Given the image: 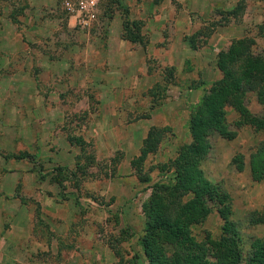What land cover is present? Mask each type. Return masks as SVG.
<instances>
[{"label":"rangeland","instance_id":"374dc122","mask_svg":"<svg viewBox=\"0 0 264 264\" xmlns=\"http://www.w3.org/2000/svg\"><path fill=\"white\" fill-rule=\"evenodd\" d=\"M150 1L101 0L95 21L88 30L83 31L65 29L68 15L62 9L63 0H54L55 7L52 11L50 9L41 10L39 19H61L63 30L66 32L65 47L69 51H80L85 47L90 52V56L94 57L95 37L103 35L113 19H118L121 22V14L123 9H126V16L129 20L141 22V33L145 40L151 34L149 31L144 33L146 30L143 25H147L148 22L149 24L150 22L161 23L160 32L163 41L156 45L167 47L166 43L183 31V28H180V31L175 29V21H182L184 15L187 14L181 9L183 5L180 4V0L179 2L178 0H165L166 7L155 10L151 9ZM152 1L156 2L157 0ZM19 13L22 16L26 14ZM216 13L214 12L213 15L212 12H208V14L197 16L190 12L187 16L196 23L205 22L208 15L212 16L215 23L226 22L222 18L220 19ZM253 32L249 31L246 34H250L247 35L250 37L252 33L255 38L256 32ZM227 40L231 41L232 37ZM48 41L50 46L52 44L51 48L54 49V52L60 50L59 38L54 35L52 40ZM261 44L256 43L254 50L264 55V47H261ZM181 46L180 42L175 45V48L179 50H176L174 55L180 54ZM196 53V59L193 60L198 67L189 70L188 66L184 64L182 69L174 74L171 84L182 85L183 90L177 89L178 91H176V89H172L173 87L170 89L168 86L162 96L163 100L160 101L159 111L147 121L134 122L136 116L148 112L144 106L140 107L138 113L136 108L117 107L118 116L124 114L126 122L119 123L118 120V123H115V129H113V124H110V120L102 122L95 117V113L102 114L103 109L92 103L96 93L90 88L83 92L68 90L63 96V100L66 102L65 107L57 108L54 112L56 114L59 109L61 113H66V117L62 121L52 122L51 126L47 125L44 120L43 107L39 110L38 106L28 104L15 107V109L9 105L5 106L3 103L5 97L2 96L3 91H0V211L4 213V215L2 213L0 215V227L2 226L0 242L10 243L13 240L20 246L27 245L26 252L29 251L30 255H34L39 260L48 259V264H66L64 257L69 256L70 258L75 255L72 250H58L56 254L52 255L44 248L52 241H55L58 246H65L66 243L73 246L80 243L86 249L91 243L98 242L109 248L107 251L101 252V261L99 259L90 261L86 251L83 253L84 255L81 253L78 262L72 264H146L139 246V237L144 223L141 204L149 194V185L139 183L127 168L128 159L134 156L132 153L135 151L137 140L134 144H128L132 147L128 151L117 149L107 153L105 150L109 144L106 140V130L110 125L112 132L120 141L118 143L124 146L131 140V137L138 133L143 134L150 124L168 128L156 153L147 157L144 162V170L147 171L150 179L149 184L152 182L167 183V177L159 174L154 167L172 159L179 147L189 143L188 116L196 98L200 95L193 89L200 88L205 92L211 82L219 78V73L210 68L213 66V53L207 54L199 50ZM144 60L146 66L150 68L149 74L153 78L150 81L152 86L154 83L160 82L161 69L171 67V62L176 63L178 58L172 60L168 53L156 55L153 52L146 53ZM202 66H204L203 69ZM200 67L202 71L199 69ZM72 77L73 74L70 73V80ZM179 82H183V84ZM184 90L192 91L186 93ZM8 93L12 95L11 92ZM40 93L44 94L43 91ZM32 95L27 92L24 96L22 92L21 97L25 100L31 98ZM84 96L87 97V106L85 104L74 105ZM245 103L250 113L261 115V107L256 103L252 94L246 95ZM91 115L92 117H90ZM235 117L236 115L227 109L226 121L229 124V129L234 130L231 123ZM132 119L133 122H130ZM36 130H39V134L49 132L48 136L51 132L53 135L56 134V131L68 136L82 134L87 138V145L83 147L80 154L77 149H73L69 151L70 154L67 157H57L47 148L36 145L37 142H45L44 139L42 141L34 139ZM262 138L263 132H254L248 127L236 130L234 139L230 141L213 136L209 139L210 149L199 164L204 177L213 183L221 184L230 196L232 219L239 225L242 262L248 251L249 238L264 239V227L250 226L247 223L248 214L260 211L264 204V179L259 183L251 182L247 169L248 155ZM102 146H106V148H102ZM35 150L38 151V154H35ZM73 151L78 153H74V155ZM236 153L242 154L244 158V167L241 172H237L230 163L232 156ZM84 156L91 158L89 163L85 162L84 164ZM58 182L61 183L58 184ZM66 214H69V219L66 218ZM51 217H53L52 221L56 222L60 228L61 222H67L66 230L61 233L62 236H54L48 229V222L51 226ZM10 220L17 223L19 228L17 232L14 230L8 234L6 231ZM220 224L217 214L212 211L202 224L192 228V232L197 240L202 238L203 231L217 236ZM80 231L85 232L87 239H78L77 234ZM17 238L19 239L17 240ZM24 252L23 250L18 251L15 256L25 260L30 255L23 254ZM3 253L5 252L0 250V256ZM89 253L92 254L91 251ZM2 258L5 259L4 256ZM7 264L16 263L9 261Z\"/></svg>","mask_w":264,"mask_h":264},{"label":"crops","instance_id":"0c3cea01","mask_svg":"<svg viewBox=\"0 0 264 264\" xmlns=\"http://www.w3.org/2000/svg\"><path fill=\"white\" fill-rule=\"evenodd\" d=\"M238 1L239 0H180V4L183 5L181 9L184 10L187 15L190 14V12L195 13L197 16H202L204 13L208 14V12H212L214 15V12H217L216 15L226 22L221 24L215 23L212 16L208 15L205 22L201 21L200 23H196L191 21L187 15H184L182 21H175L174 23L176 30L179 29L180 31V28H183V31H180L177 37H174L170 42L166 43L167 47H158L156 45V43L163 41L160 32L161 23L150 22L149 24L148 22L147 25L150 27L146 24L143 25L146 30L144 33L149 31V34L152 36L148 35L145 49H143L138 44H131L122 40L120 38L121 22L118 19H113L112 22L108 24L103 35L95 37L96 51L93 50L94 57H91L89 54L90 52L85 49V47L80 49V51H69V49L65 47L67 39L61 19H39L41 10H54V0H0V75H3L0 76V91H3L2 96L6 98L3 99V103L5 106H12L14 109L15 107L23 106V104L38 106L37 108L39 110L43 107L45 114L44 120L47 125L51 126L53 124L52 122L62 121V119L66 117V113H61L59 109L56 114L54 112H56L57 108L65 107L66 102L63 100V96L68 90L72 89V91L83 92L90 88L96 93V97H94L92 103L98 108L103 109V113L100 114L96 112L95 117L99 118L102 122L110 120L109 122L113 124V129L116 128L115 123H118V120L119 123H124L125 121L124 114L119 115L121 118L118 119L119 116L116 108L121 106L124 108H136L138 110L137 113L140 112V107L144 106L147 108L146 110L148 112L138 117L136 116L134 122L147 121L154 113L156 114L159 111L158 108L161 104L159 102L150 109L152 103L147 95V91L151 87L150 81L153 78L146 71L147 66L144 60L146 53L154 52L156 55H165L168 53L172 60L178 58L176 63L171 62L174 75L182 69V65L184 64L188 66L189 70L197 66L194 60L196 59V52L198 50L206 52L207 54L212 52V58L214 60L213 66L210 68L216 73H219L214 64L215 57L218 51L225 50L229 45L230 40H227V38L232 37V39H237L240 37H249L247 35L250 34H246V32L254 31L253 33L256 32V37L254 38L251 33L252 37L250 36L249 38H252L257 44L262 43L261 47H264V0H244V8L240 12V15L236 18L226 16L225 12L232 10ZM165 3V0H157L156 2L151 0L150 6L152 10L162 9L166 7ZM19 12L26 14L22 16ZM210 23L215 25V28L206 42L203 44L198 43L195 49L189 48L184 41V37L189 36L199 27ZM64 27L65 29H73L71 20H69L68 17L66 26ZM187 31L190 32L188 33ZM141 34L143 35V33ZM54 35L59 38V42L61 43L60 50H56L55 52L54 49L51 48L52 44L50 46L48 41L49 39L52 40ZM178 42L182 44L180 47L181 50L179 51L180 54L178 55V53H176L174 55V52L177 50L175 45ZM182 49H184V52ZM203 68L204 66H202V69ZM199 69L202 71L201 67ZM29 72L31 73L29 74ZM70 73L73 74L71 80ZM179 83L183 84V82ZM168 86H170V89L173 87L172 89H176V91L182 89V85L170 84ZM184 88L187 89L186 86H184ZM40 91H43L44 94L40 93ZM184 91L187 93L192 90ZM193 91L200 93L198 98H196L197 102L204 90L195 88ZM8 92H11L12 95ZM22 92L24 96L27 92L33 95L31 98L24 100V98L21 97ZM84 104L86 106L88 104L86 96L74 105ZM90 117H92V115ZM130 122H133V119ZM151 127L162 126L150 124L143 134H136L131 137V140L127 142L126 145L122 146L118 143L120 141H118L115 133L112 132V127L108 125L106 140L109 146L108 148L102 146V148H106L105 151L107 153L111 150L116 151L117 149L128 151L132 149L131 145L128 146V144H134L135 140H137L135 142L136 148L134 147L135 151L132 153L136 156L142 140ZM56 132L57 133L54 135L51 132L48 136L49 132H42L39 134V130H36L34 139L37 141L45 140L43 143L37 142L36 145L47 148L50 153L57 157H67L70 154L69 151L73 149H77L80 154L79 148L70 145L66 140L68 135H63L58 131ZM72 135L74 137H80L85 143L87 142V138L82 136V134H71L69 137ZM77 151H73L72 153H78ZM34 152L38 154L37 150ZM134 156H131L127 161V168L130 170V173H132V170L129 167V162ZM132 175L134 176L133 173ZM261 210H264V204ZM1 213L0 211V215ZM2 215H4V213H2ZM66 218L69 219V214H66ZM50 219L51 226L48 222V229L54 236H62L61 233L66 230L67 222H61L60 228L56 222L52 221L53 217ZM10 221H7L10 222L6 231L8 234L12 233L14 230L17 232L19 228L17 223L13 220ZM256 226L264 227V224ZM0 228L2 229V226ZM77 235L80 240L87 239L85 232L80 231ZM18 239L19 238H17V240ZM69 245L71 244L66 243L65 246H58L55 241H52L44 248L46 251H50L52 255L56 254L58 250H72L75 255L70 258L69 256L64 257L66 258V264L78 262L81 253L83 254L86 251L90 261H94L95 259L101 261V252L109 249L98 242L91 243L87 249L80 243L74 244L73 246ZM0 250L5 252L0 256V264H7L9 261L16 264H48L49 262L48 259L43 261L37 259L34 255H30L29 251L26 252L28 250L27 245L20 246L16 242H13V240L10 243L4 241L0 242ZM22 250L25 251L23 254L28 253V255H30L25 260H21L19 257L15 256L16 252ZM89 251H91L92 254L89 253ZM3 256L5 259L2 258Z\"/></svg>","mask_w":264,"mask_h":264},{"label":"trees","instance_id":"16d2710c","mask_svg":"<svg viewBox=\"0 0 264 264\" xmlns=\"http://www.w3.org/2000/svg\"><path fill=\"white\" fill-rule=\"evenodd\" d=\"M243 4L244 0H239L225 15L236 18L244 8ZM126 14L127 10L123 9L120 38L145 49L141 22L129 20ZM214 28L212 23L201 26L184 37V41L189 48L195 49L198 43L206 42ZM254 46L252 38L240 37L232 39L225 50L217 52L214 64L219 78L211 82L190 109L189 143L179 147L172 159L154 167L167 177V183L149 184L144 162L156 153L168 128L151 127L138 154L129 162L136 180L149 185V194L141 204L144 223L139 237L146 264H264V239L260 237L249 238L248 251L242 262L241 236L239 225L232 219L230 196L221 184L206 179L199 168L210 149L209 139L216 136L230 141L236 130L248 127L254 132H263V138L248 155L249 178L254 183L264 179V55L255 52ZM146 71L150 73V68L147 67ZM160 73V82L154 83L147 91L152 103L150 109L162 100L167 86L174 79L172 67H163ZM247 94L254 96L261 107V115L249 112L245 103ZM227 109L236 115L231 123L234 130L229 129L226 121ZM66 140L80 152L87 145L80 137L67 136ZM90 160L89 156H84V164ZM230 163L241 172L243 155L234 154ZM212 211L221 222L219 234L212 236L203 231L202 238L197 240L192 228L202 224ZM247 223L250 226L263 225L264 210L250 212Z\"/></svg>","mask_w":264,"mask_h":264},{"label":"built area","instance_id":"2783aa9c","mask_svg":"<svg viewBox=\"0 0 264 264\" xmlns=\"http://www.w3.org/2000/svg\"><path fill=\"white\" fill-rule=\"evenodd\" d=\"M101 0H63L62 9L73 29L88 30L96 19Z\"/></svg>","mask_w":264,"mask_h":264}]
</instances>
